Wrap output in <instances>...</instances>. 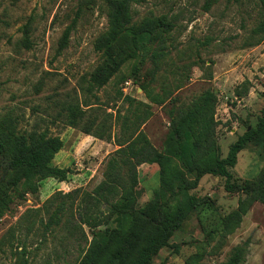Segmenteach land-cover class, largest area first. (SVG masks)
Returning a JSON list of instances; mask_svg holds the SVG:
<instances>
[{
  "label": "trees",
  "instance_id": "16d2710c",
  "mask_svg": "<svg viewBox=\"0 0 264 264\" xmlns=\"http://www.w3.org/2000/svg\"><path fill=\"white\" fill-rule=\"evenodd\" d=\"M144 1L104 0L107 28L93 45L98 62L78 81V93H67L64 100L55 103L58 109L55 121L113 142L117 149L103 161L102 178L91 190L79 187L67 193L56 192L40 207L27 209L19 216L10 230L12 242L16 238L17 246L21 247L14 254L17 264L19 261L32 264L33 252L45 249L48 243H52L53 249L42 264H57L60 260L63 264H155L162 249H179L170 240L184 223L211 208L208 199L192 193L206 175L222 180L226 193L239 195L237 206L220 217L218 230L222 239L239 227L255 203L264 204V107L253 126L245 125L225 156L221 155L215 134L217 99L210 90L203 91L189 104L170 110L169 130L160 148L142 131L152 116L151 104L166 105L170 94L153 93L151 83L140 81L137 74L146 64L151 65L148 77L158 72L170 53L168 47L176 27L166 15L134 20L132 4ZM258 1L259 19L249 31L244 48L264 42V0ZM211 5L207 1L204 10L208 11ZM72 27L68 26L61 35L56 54L66 48ZM29 30V25L21 30L20 43L26 49L32 46ZM208 42L209 39L204 45ZM127 64L130 72L125 76L122 68ZM130 79L138 82L149 104L123 96L120 89L116 100L126 105L123 113L119 107L112 113L100 112L97 93L112 80L124 83ZM247 84L236 89V96L247 94ZM41 87V83L37 85L36 93ZM20 121L12 111L0 117V222L5 215H13L27 196H36L44 180L67 182L72 173L69 168L53 165L62 148L60 137L47 128L39 129L37 124L23 130ZM114 128L117 132L113 134ZM246 149L256 152L263 166L253 179L242 180L232 170L238 154ZM144 164H156L159 169L157 187L141 206L138 168ZM16 231H24L25 239L16 237ZM29 236L33 243H28ZM213 238V233L206 234L208 242ZM33 244H37L34 250L29 249ZM74 252L73 260L64 259ZM245 252V247L237 246L221 264H244ZM203 258V253H196L184 264H202Z\"/></svg>",
  "mask_w": 264,
  "mask_h": 264
},
{
  "label": "rangeland",
  "instance_id": "374dc122",
  "mask_svg": "<svg viewBox=\"0 0 264 264\" xmlns=\"http://www.w3.org/2000/svg\"><path fill=\"white\" fill-rule=\"evenodd\" d=\"M207 1L212 3L208 11L203 8ZM259 6L258 0H145L132 4L134 20L166 15L176 24L168 47L170 53L158 72L148 77L151 65L146 64L137 74L140 81L151 83L153 93L170 94L166 105L151 104L152 116L142 127L156 148L161 147L168 133L170 110L189 104L205 90L216 95L215 134L222 156L243 133L245 125H254L264 107V42L251 48L243 45L258 22ZM25 25L30 29V49L20 43ZM70 25L73 27L68 44L56 54L58 41ZM106 28L104 0H0V117L12 111L20 117L21 129L30 130L37 124L39 129L47 128L51 134L59 136L63 144L53 165L72 172L67 182L44 180L36 196H27L13 215L2 218L0 264H17L14 254L21 251V247L17 246L16 238L12 242L10 230L14 229L19 216L27 209L40 207L56 192L67 193L79 187L91 190L102 178L103 161L117 149L113 142L87 137L55 121L58 112L55 103L64 100L67 93H78V81L96 66L99 57L93 48L94 41ZM207 39L209 42L204 45ZM195 61H200L197 66L193 65ZM129 72L130 64H127L122 74L127 76ZM246 82L247 94L236 96V89ZM40 83L42 87L36 93ZM120 89L123 96L149 104L137 81L112 80L97 93L100 112L112 113L119 107L123 113L126 105L116 100ZM116 132L114 128L112 133ZM262 166L256 152L246 149L238 154L232 172L242 180L253 179ZM87 169L95 170L89 180L91 173H87ZM158 169L156 164L138 168L141 206L157 187ZM192 193L208 199L211 208L189 218L170 240V244L179 245V249H162L155 264H184L196 253L204 254L202 264H221L237 246L245 247L244 264H264V204L255 203L239 227L222 239L218 230L220 217L237 206L239 195L226 193L222 180L209 175L199 180ZM210 232L214 238L208 242L206 234ZM15 234L25 239L24 231ZM30 242L33 243L31 236ZM36 245H30L29 249L34 250ZM52 249V243H48L45 249L34 251L30 261L42 264ZM75 255L74 252L64 259L71 261ZM57 264H63L62 260Z\"/></svg>",
  "mask_w": 264,
  "mask_h": 264
},
{
  "label": "crops",
  "instance_id": "0c3cea01",
  "mask_svg": "<svg viewBox=\"0 0 264 264\" xmlns=\"http://www.w3.org/2000/svg\"><path fill=\"white\" fill-rule=\"evenodd\" d=\"M87 137H89V136H87ZM57 154H59V152H58ZM57 154H56V155H57ZM55 159H56V157H55ZM55 159H54V161H55ZM144 165H147V164H144ZM147 166H149V167H153V166H154V164H152V165H147ZM88 172H90V173H91V175H89V177H88V179H87V180H89L90 178H92V177H93V175L95 174V170H93V169H91V170L87 169V173H88Z\"/></svg>",
  "mask_w": 264,
  "mask_h": 264
}]
</instances>
